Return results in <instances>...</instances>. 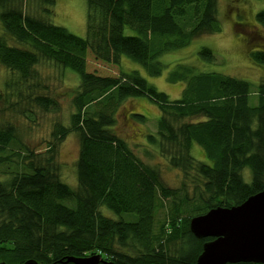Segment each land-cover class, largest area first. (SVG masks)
Wrapping results in <instances>:
<instances>
[{
  "label": "trees",
  "instance_id": "obj_1",
  "mask_svg": "<svg viewBox=\"0 0 264 264\" xmlns=\"http://www.w3.org/2000/svg\"><path fill=\"white\" fill-rule=\"evenodd\" d=\"M86 1L84 37L53 25L52 9L39 0L27 1L37 3L36 14L0 13V263L72 264L69 258L99 255L108 264H194L210 239L194 238L190 220L264 190V80L252 88L179 62L165 74L169 84L182 85L171 100L137 70H121V60L149 77L164 75L163 55L221 32L218 0ZM259 1L254 18L264 28ZM88 52L118 75L89 73ZM197 54L216 61L207 48ZM249 58L264 67V49L251 50ZM65 73L76 80L70 106L50 87ZM142 97L160 116L141 143L130 145L115 130V115ZM129 116L150 126L141 114ZM42 118L48 129L34 146L28 137ZM71 136L78 142L73 183L61 177L59 158ZM194 146L206 161L192 155ZM163 166L178 173L177 186L163 183ZM143 175L155 190L148 251L139 242Z\"/></svg>",
  "mask_w": 264,
  "mask_h": 264
},
{
  "label": "rangeland",
  "instance_id": "obj_2",
  "mask_svg": "<svg viewBox=\"0 0 264 264\" xmlns=\"http://www.w3.org/2000/svg\"><path fill=\"white\" fill-rule=\"evenodd\" d=\"M27 1L29 0H1L0 13L14 10L21 13L28 12L36 14L35 9H37V3ZM39 1L41 7L52 9L53 18L50 19V22L53 25L64 27L76 36H85L86 0ZM262 6L263 3L259 0H218V15L221 22V32L218 34L201 36L194 39L186 47L163 55L160 61L166 66L164 75L160 77H149L138 64L128 59L121 60V70L124 72L137 70L150 85L154 86L156 90L165 93L171 100L180 97L182 85L169 84L166 81L165 74L174 64L179 62L192 63L195 67H200L209 72H217L229 77L245 80L251 83L253 85L252 88H254L261 80H264V67L254 64L249 58V52L251 50L264 49V28L256 24L254 18L255 14ZM201 48L209 49L215 56L216 61L213 63L201 61L197 54ZM86 58L87 71L89 73L100 77H116L118 75L117 67L96 60L90 52L87 53ZM122 58L126 57L123 56ZM70 73L73 74L77 80L76 74L73 72ZM4 74V69L0 67V80H2ZM74 77L65 73L62 77V81L52 79L50 82L53 93L64 106H70V101L67 96L72 94V88L76 85ZM250 102L252 105H255V96L250 98ZM130 113H138L145 116L150 126H141L139 123H136L138 121L135 119L131 120L129 116ZM159 116V109L147 98L142 97L128 100L119 108L115 115V130L121 137L130 143V145H135L143 141L146 128L152 130V126L155 127V122L158 120ZM48 123V119L42 118L40 128L36 131L38 133L28 137L32 145L38 146L40 142L39 137L46 136ZM63 144L59 152V158L62 164L61 177L73 183L75 181L73 162L76 160L78 154V147L76 145L78 144L77 138L71 136ZM42 150V147H38L37 151ZM137 152L141 153L139 151ZM192 155L199 161H206L202 156L201 149L197 146L193 147ZM153 162L162 163L157 159H154ZM162 169L163 183L169 187L177 186L179 181L178 173L164 166ZM154 192L153 184L143 175L141 180L139 213V242L147 251L150 250L151 247L152 219L149 216V211L153 206ZM102 214L104 216L113 217V214L105 208L102 210Z\"/></svg>",
  "mask_w": 264,
  "mask_h": 264
},
{
  "label": "water",
  "instance_id": "obj_3",
  "mask_svg": "<svg viewBox=\"0 0 264 264\" xmlns=\"http://www.w3.org/2000/svg\"><path fill=\"white\" fill-rule=\"evenodd\" d=\"M189 230L198 240L210 239L194 264H264V190L232 207H217L194 217ZM72 264H108L99 255L69 258ZM4 264V263H0ZM24 264H38L29 260Z\"/></svg>",
  "mask_w": 264,
  "mask_h": 264
}]
</instances>
